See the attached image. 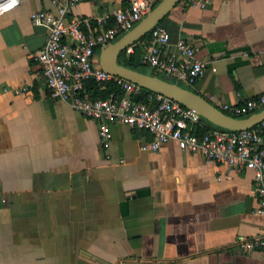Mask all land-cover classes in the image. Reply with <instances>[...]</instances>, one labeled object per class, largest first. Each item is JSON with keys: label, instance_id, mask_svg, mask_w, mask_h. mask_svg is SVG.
Here are the masks:
<instances>
[{"label": "crops", "instance_id": "crops-1", "mask_svg": "<svg viewBox=\"0 0 264 264\" xmlns=\"http://www.w3.org/2000/svg\"><path fill=\"white\" fill-rule=\"evenodd\" d=\"M130 2L78 0L71 14L112 22ZM40 10L56 6L20 0L0 15V264H264L240 243L264 232L253 171L174 141L142 149L152 134L122 122L105 148L98 122L46 85L37 57L47 27L31 18ZM159 25L170 35L162 52L182 61L183 39L205 62L181 83L215 106L264 91V0H179ZM151 38L132 43L142 61Z\"/></svg>", "mask_w": 264, "mask_h": 264}, {"label": "built area", "instance_id": "built-area-1", "mask_svg": "<svg viewBox=\"0 0 264 264\" xmlns=\"http://www.w3.org/2000/svg\"><path fill=\"white\" fill-rule=\"evenodd\" d=\"M78 0H53L56 10L34 11V24L47 27V39L38 54V62L51 95L67 101L74 109L98 122L102 145L110 146L112 124L122 122L152 134L142 149L157 150L174 141L181 149L200 152L210 160L233 169L253 171L259 205L257 213L264 214V119L256 126L242 130H229L208 126L201 134L197 128L205 125L202 116L194 109L182 105L161 93L148 91L141 99L144 87L124 77L104 70L95 61L96 48L111 42L117 35L131 29L159 0H131L130 4L113 12V21L107 15L94 17L72 16ZM207 0H186L187 4L204 6ZM20 0H0V15L15 8ZM151 45L143 61L156 73H164L177 81L193 83L205 72V62L197 59L195 49L183 39L177 45L185 56L161 51L160 44L169 41V32L161 25L150 31ZM128 45L126 54L133 52ZM89 80L103 87L114 82L124 93L118 96L111 91L107 97L90 98L83 95ZM264 107V91L256 98L244 99L236 105L224 104V110L235 116L250 114ZM245 249L258 247L264 254V232L242 240Z\"/></svg>", "mask_w": 264, "mask_h": 264}, {"label": "water", "instance_id": "water-1", "mask_svg": "<svg viewBox=\"0 0 264 264\" xmlns=\"http://www.w3.org/2000/svg\"><path fill=\"white\" fill-rule=\"evenodd\" d=\"M179 0H159L131 29L116 40L100 46L95 58L109 73L140 84L145 89L161 93L182 105L196 110L213 125L229 130L251 128L264 119V107L245 116H235L212 104L195 90L172 77H162L148 68L145 71L119 62V55L130 44L148 34Z\"/></svg>", "mask_w": 264, "mask_h": 264}, {"label": "trees", "instance_id": "trees-1", "mask_svg": "<svg viewBox=\"0 0 264 264\" xmlns=\"http://www.w3.org/2000/svg\"><path fill=\"white\" fill-rule=\"evenodd\" d=\"M142 53L143 52L139 47L134 46L133 52L126 54L125 51H123L119 55V62L126 65V66L145 71L148 69V66L146 63H144L141 60ZM152 71L155 72L154 70H152ZM111 91H114L118 96H120L124 93L122 90H120L117 87V85L114 82H108L103 87V85L100 82H98L96 80H89L85 84V89L83 91V95L85 94L90 98H98V97L104 98V97H107ZM148 91H149L148 89H144L143 93L141 95H135L134 99L135 100L141 99L143 97V95L145 93H147ZM246 115H248V114H246ZM243 116H245V115H243ZM203 120L205 122V127H203V128L198 127L196 130L197 134H201L203 132L204 128H207L208 126H215L212 123L205 120L204 118H203Z\"/></svg>", "mask_w": 264, "mask_h": 264}]
</instances>
